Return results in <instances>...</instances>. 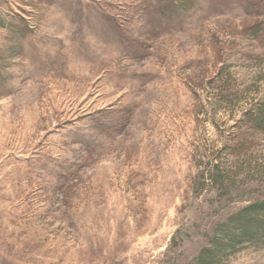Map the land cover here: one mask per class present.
<instances>
[{"label": "rangeland", "instance_id": "rangeland-1", "mask_svg": "<svg viewBox=\"0 0 264 264\" xmlns=\"http://www.w3.org/2000/svg\"><path fill=\"white\" fill-rule=\"evenodd\" d=\"M262 103L264 0H0V264H264Z\"/></svg>", "mask_w": 264, "mask_h": 264}, {"label": "trees", "instance_id": "trees-1", "mask_svg": "<svg viewBox=\"0 0 264 264\" xmlns=\"http://www.w3.org/2000/svg\"><path fill=\"white\" fill-rule=\"evenodd\" d=\"M249 123L252 127L264 131V103L260 104L255 113L249 117ZM238 230L227 233V241L231 244H236L242 238H250L261 236L264 233V201L254 206L247 208L236 220ZM253 226V227H252ZM218 247V245H217ZM228 246H221L220 251L224 252ZM215 249L204 252L199 264H211L215 258Z\"/></svg>", "mask_w": 264, "mask_h": 264}]
</instances>
